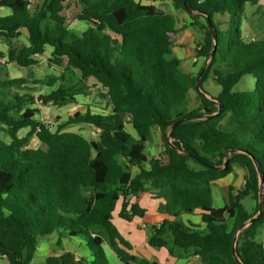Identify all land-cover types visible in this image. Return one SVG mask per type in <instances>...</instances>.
<instances>
[{
    "label": "trees",
    "instance_id": "16d2710c",
    "mask_svg": "<svg viewBox=\"0 0 264 264\" xmlns=\"http://www.w3.org/2000/svg\"><path fill=\"white\" fill-rule=\"evenodd\" d=\"M69 0H42L31 9L30 0H0L11 14L0 17V36L9 44L7 64L28 68L37 56L53 49L50 63L75 70L79 81L94 78L107 90L111 110L106 113L76 112L65 124L85 123L99 129L96 140L63 131H53L37 119L38 102L65 107L73 101L71 88L60 86L50 94L35 90L23 78H8L0 72V124L9 140L0 136V258L10 264H31L39 238L58 232L87 241L93 254L90 264H109L104 250L110 248L125 264H159L133 256L132 245L113 223L119 201L120 218L132 221L146 210L138 200L150 192L164 203L158 207L160 223L153 222L147 243L165 248L177 259L197 257V264H239L233 254L238 229L259 211L260 179L264 176V37L246 39L242 31L247 5L253 0H172L176 10L188 13L204 38L196 48L203 60L196 75L182 70L174 56L177 20L155 5L137 0H72L80 8L78 21L86 22L81 33L69 28L63 15ZM196 11L195 14L189 12ZM207 16L217 37V50ZM217 15L228 17L227 28ZM27 30V46L14 47V40ZM200 87L212 74L221 87L212 97L223 111L211 119L173 124L188 116H211L219 106L196 88L206 62ZM1 65V64H0ZM255 78L253 91L235 92L243 77ZM195 91L200 105L191 111L189 93ZM205 92V91H204ZM206 93V92H205ZM133 127L136 137L127 130ZM29 128L26 137L18 136ZM160 130L164 147L159 157L146 154L153 129ZM37 136L45 148H31ZM202 161L228 168L215 171ZM245 170V184L229 189V202L215 207L214 183ZM136 168V173L132 172ZM136 202H131L133 199ZM253 201L249 210L244 201ZM263 213L238 234L236 250L244 264H264ZM198 214L200 224L182 223L183 216ZM46 264H87L65 252Z\"/></svg>",
    "mask_w": 264,
    "mask_h": 264
},
{
    "label": "rangeland",
    "instance_id": "374dc122",
    "mask_svg": "<svg viewBox=\"0 0 264 264\" xmlns=\"http://www.w3.org/2000/svg\"><path fill=\"white\" fill-rule=\"evenodd\" d=\"M31 9L37 8L42 0H30ZM166 11H171L170 8H166ZM184 16H188L186 12L181 11ZM80 13V8L77 6L72 0H69L66 4V8L63 12V15L67 19V26L77 33H81L82 30L87 26L86 22L78 21V15ZM180 18V16H179ZM217 23L221 26V28H227L228 17L217 15L215 17ZM181 23H183L182 18L179 19ZM198 23L204 24L205 20L203 18L197 19ZM242 31L245 35L246 39H258L264 37V0H253L251 3L247 5L245 18L242 22ZM188 31L191 32L195 36L196 43L199 45L204 38V31L200 29L197 24L188 25ZM185 28V29H186ZM182 29V30H185ZM28 39V33L26 29L21 31L20 37H18L16 41V46L25 45ZM194 40V41H195ZM29 45V42H28ZM196 45V46H198ZM197 48V47H196ZM0 51L8 53V44L0 36ZM53 49L48 47L46 52L43 55H38L36 58L38 60V64L32 67L24 68L20 67L15 63L7 64V58H2L0 56V72L1 75L8 78H25L29 86L34 88L35 90L32 92L35 98L37 99L40 95L50 94L53 90H56L61 85L67 86V88H71V92L73 94V101L66 105L65 107H56L53 105L45 106L42 102H38L36 108L39 110L37 115V119L44 122L50 126L53 131H56L61 125H64L63 131L76 132L83 135L88 140H96L98 138L99 129L93 127L91 125L85 123L78 124H65L67 119L72 116L76 112H81L83 114L87 112H92L95 114L98 113H106L111 110V106L109 103V99L107 97V90L102 87L100 83L94 78H90L86 81V85L82 84L79 80V73L75 70H68L66 67L58 66L56 64H51L50 59L53 57L52 55ZM194 55L197 56L194 47L192 48ZM202 60V59H201ZM203 64V60H202ZM193 65H198L197 63H193ZM202 66V65H201ZM198 73V67L196 74ZM204 91L210 95V98L216 97L220 91L221 87L216 83L212 74L209 76L207 81L204 83ZM255 88V78L252 75H247L242 78V80L235 86V92H243V91H253ZM190 105L186 106V110L191 111L196 109L199 105V99L197 98V94L195 91H191L189 93ZM213 100V99H212ZM127 130L132 134L136 135V132L133 130L131 125L127 124ZM30 129H22L19 131L18 136L26 137L29 133ZM0 136L9 140V135L7 132V127L0 124ZM173 142V140H170ZM29 146L31 148H45V146L39 141L37 136H33L30 139ZM164 142L162 138V134L159 129L154 128L152 137L146 144V154L149 157H159L163 151ZM132 168V172H134ZM245 170L241 167H235L234 172L227 175L226 177L216 181L214 183V196H215V206L216 207H224L229 202V189L230 187H234L237 190L241 189L245 184ZM145 194H149L146 192ZM154 200L160 199L154 194ZM162 200H160L161 202ZM244 205L251 210L254 206L253 201L246 199ZM150 214L144 218L147 222H151ZM124 222L114 215V222ZM127 224V222H124ZM145 222H142L141 227L144 228ZM148 225V222H147ZM260 238L264 241V227L261 229ZM105 244L107 248L111 250L110 245L106 241ZM151 247V246H150ZM153 248V247H152ZM68 249L62 241L54 240L44 241L40 244L38 251L35 254V258L33 259L31 264H46V261L50 257H55L54 255L62 253ZM113 252V251H112ZM114 254V253H113ZM80 256V255H79ZM80 258H78L79 260ZM1 264V263H0ZM166 264V263H165ZM168 264V263H167ZM183 264H189L188 261H185Z\"/></svg>",
    "mask_w": 264,
    "mask_h": 264
},
{
    "label": "crops",
    "instance_id": "0c3cea01",
    "mask_svg": "<svg viewBox=\"0 0 264 264\" xmlns=\"http://www.w3.org/2000/svg\"><path fill=\"white\" fill-rule=\"evenodd\" d=\"M137 1H140L142 4H145V5H155L156 7L165 11L166 13L172 14L176 18L178 34H177L176 43L173 48V54L175 57L181 60L182 70L185 73L196 75L197 67L199 71L202 65V60L198 58L196 61L197 56L194 55L192 48L194 47V50L196 51V47H197L196 45L198 44L196 43L195 36L191 32L188 31V28H186V26L188 27V25L190 24L191 25L196 24L195 18H192L188 13H187L188 15L187 17L184 16V14L181 12L183 10H176L173 6L172 0H137ZM166 8H170L171 11H166ZM10 14L11 12L9 9L0 7V17H5ZM179 16L180 18H182L183 23L179 21L180 19ZM182 29H185V30H182ZM15 40H14L13 46L18 47L16 46ZM6 43L8 44V42ZM27 45H28V39H27L26 44L22 46H27ZM9 48L10 47L8 44V50ZM2 52L0 51V53ZM3 53H6V51H4ZM193 63L194 64L197 63L198 65L194 66ZM132 135L136 137L135 134H132ZM133 170H134V173H136L137 169L134 168ZM148 193L149 194L142 195L138 200L141 208L146 210L145 215L134 217L132 221H126L120 218L119 214L121 211L122 201L118 202L117 209L114 213L115 216H117L119 219L123 220L124 222H127L128 224L126 225V223L121 222V221L118 224L115 223L114 216H113L112 221L114 225L117 227L118 231L123 236V238H125V240L128 241L132 245V250L128 252L138 258L146 259L150 262H159V264H165V263L166 264L167 263L168 264H183L185 261H188L189 264H197L198 263L197 257H193L190 259H177L175 257L170 256L167 249L165 248L157 249V247L152 248L147 243V235H148V229L150 225L153 222L160 223L164 219V217L158 215V207L160 206V204L164 203V200L163 199L154 200L155 198L152 195V193L150 192ZM160 200L162 201L160 202ZM131 202L133 203L136 202V199L134 198ZM214 204H215V196H214ZM147 214H150L149 217L152 219L151 222L147 220L148 225H147V222L144 221L146 219L145 217L147 216ZM181 221L183 224L189 221L192 224L199 225L200 216L198 214H194L190 216H183ZM142 222H145L144 225H146V227L144 228L141 227ZM46 239H48V241H52V239L54 240L57 239V240L62 241L66 246H68V249H66L65 251H62V253L54 255L55 257H59L65 252H70L74 254L75 258L77 259L80 258L82 260H85L87 264H90V262L93 260V254L89 248V244L87 243V241L80 237H69L65 232H58V233H54L49 236L40 237L36 252L38 251L40 244L46 241ZM103 247H104L106 256L108 258L109 264H125L118 258L117 254L112 249L109 250L107 248V245L105 243ZM34 258H35V255H34ZM0 263L10 264V262L7 259H3V258H0ZM131 264H138V263H131Z\"/></svg>",
    "mask_w": 264,
    "mask_h": 264
},
{
    "label": "water",
    "instance_id": "95a60500",
    "mask_svg": "<svg viewBox=\"0 0 264 264\" xmlns=\"http://www.w3.org/2000/svg\"><path fill=\"white\" fill-rule=\"evenodd\" d=\"M184 5L185 7L187 6V0H184ZM189 12L191 13H196V11H193V10H190L189 9ZM207 19H208V23L210 25V28H211V33H212V37L214 39V43H215V46H214V49L212 50L211 52V56H210V59H212L214 56H215V53H216V50H217V37H216V32H215V28L212 24V21L210 19L209 16H207ZM210 60H208L206 62V64L204 65L202 71L200 72L199 76H198V79H197V84H196V88H197V91L205 98L207 99H210V95H208L207 93H205L201 87H200V81H201V78H202V74L203 72L206 70L208 64H209ZM213 101V100H212ZM214 103L218 104L219 106V110L217 113L211 115V116H188V117H185L177 122H175L170 130V134L168 135V142L169 144L171 145V147L175 150H178L177 147L173 144V142H171L170 140H172L171 138V131H173L179 124L183 123V122H186V121H192V120H201V119H211L212 117H215V116H218L222 111H223V106L215 101H213ZM180 153H183L185 155H189L183 151H180ZM191 156L192 158L196 159L197 161H199L200 163H202L203 165L207 166L208 168L212 169V170H215V171H222V170H225L228 168V165H229V161L230 159L227 158L225 163H224V166L223 167H220V166H213V165H210L204 161H202L201 159H199L198 157L196 156H192V155H189ZM255 165H256V168H257V172H258V175H259V179H260V201H259V211H258V214L251 218L248 222H246L245 224H243L237 231V234H236V237H235V240H234V244H233V254H234V257L235 259L239 262V264H244L241 259L239 258L238 254H237V250H236V242H237V237H238V234L240 232H242L243 230H245L246 228H248L250 225H252L256 220H258L262 213H263V206H262V199H263V187H264V176L260 170V167L259 165L255 162ZM158 249V247H157Z\"/></svg>",
    "mask_w": 264,
    "mask_h": 264
},
{
    "label": "built area",
    "instance_id": "2783aa9c",
    "mask_svg": "<svg viewBox=\"0 0 264 264\" xmlns=\"http://www.w3.org/2000/svg\"><path fill=\"white\" fill-rule=\"evenodd\" d=\"M198 58H199V57H197V58H196V61H197V59H198ZM144 226L146 227V225H144ZM76 261H78V259H77V258H76Z\"/></svg>",
    "mask_w": 264,
    "mask_h": 264
}]
</instances>
